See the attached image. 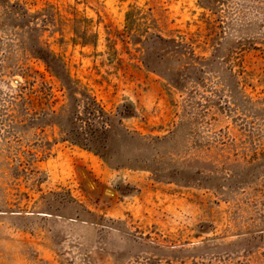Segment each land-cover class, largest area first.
I'll return each mask as SVG.
<instances>
[{
    "label": "rangeland",
    "instance_id": "1",
    "mask_svg": "<svg viewBox=\"0 0 264 264\" xmlns=\"http://www.w3.org/2000/svg\"><path fill=\"white\" fill-rule=\"evenodd\" d=\"M0 264H264V0H0Z\"/></svg>",
    "mask_w": 264,
    "mask_h": 264
},
{
    "label": "trees",
    "instance_id": "2",
    "mask_svg": "<svg viewBox=\"0 0 264 264\" xmlns=\"http://www.w3.org/2000/svg\"><path fill=\"white\" fill-rule=\"evenodd\" d=\"M44 60L49 65L47 58ZM54 75L58 76L56 72ZM74 114V121L66 132L67 140L96 153L104 154L107 149L110 115L94 97L84 94ZM78 105V104H77Z\"/></svg>",
    "mask_w": 264,
    "mask_h": 264
}]
</instances>
